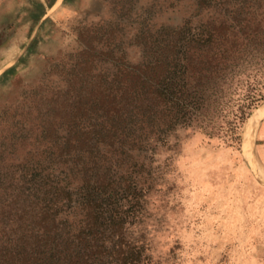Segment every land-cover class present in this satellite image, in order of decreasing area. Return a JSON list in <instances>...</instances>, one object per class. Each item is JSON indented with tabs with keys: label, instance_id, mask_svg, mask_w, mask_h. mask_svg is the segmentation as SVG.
Listing matches in <instances>:
<instances>
[{
	"label": "trees",
	"instance_id": "trees-1",
	"mask_svg": "<svg viewBox=\"0 0 264 264\" xmlns=\"http://www.w3.org/2000/svg\"><path fill=\"white\" fill-rule=\"evenodd\" d=\"M194 5L179 25L141 24L139 62L121 26L88 28L63 86L2 134L0 264H160L143 225L158 146L180 128L220 132L264 67V0Z\"/></svg>",
	"mask_w": 264,
	"mask_h": 264
},
{
	"label": "rangeland",
	"instance_id": "rangeland-1",
	"mask_svg": "<svg viewBox=\"0 0 264 264\" xmlns=\"http://www.w3.org/2000/svg\"><path fill=\"white\" fill-rule=\"evenodd\" d=\"M27 2L0 0V144L32 99L63 86L88 28L121 26L128 58L139 62L142 49L129 41L143 22L179 25L195 12L194 0H68L40 18L41 6ZM249 82L219 119L220 132L180 128L154 154L143 225L160 264H264V116L252 158L245 145L264 104V67Z\"/></svg>",
	"mask_w": 264,
	"mask_h": 264
},
{
	"label": "bare ground",
	"instance_id": "bare-ground-1",
	"mask_svg": "<svg viewBox=\"0 0 264 264\" xmlns=\"http://www.w3.org/2000/svg\"><path fill=\"white\" fill-rule=\"evenodd\" d=\"M263 116H264V104L250 117L248 126L246 128V133H245L246 153L250 157L254 153L255 132ZM262 172L264 173V171Z\"/></svg>",
	"mask_w": 264,
	"mask_h": 264
},
{
	"label": "crops",
	"instance_id": "crops-1",
	"mask_svg": "<svg viewBox=\"0 0 264 264\" xmlns=\"http://www.w3.org/2000/svg\"><path fill=\"white\" fill-rule=\"evenodd\" d=\"M28 2H30V5L32 4H37L39 6H41V17L47 15V13L49 12L50 9H52L53 7H55V5L59 4V3H66L68 2V0H28ZM27 2V3H28ZM32 10V9H31Z\"/></svg>",
	"mask_w": 264,
	"mask_h": 264
},
{
	"label": "water",
	"instance_id": "water-1",
	"mask_svg": "<svg viewBox=\"0 0 264 264\" xmlns=\"http://www.w3.org/2000/svg\"><path fill=\"white\" fill-rule=\"evenodd\" d=\"M263 119H264V118H263ZM263 119H262V120H263ZM262 120L260 121V123L262 122ZM260 123H259V125H260ZM259 125H258V127H259ZM258 127H257V129H258Z\"/></svg>",
	"mask_w": 264,
	"mask_h": 264
}]
</instances>
